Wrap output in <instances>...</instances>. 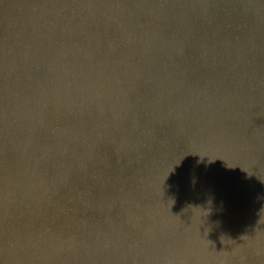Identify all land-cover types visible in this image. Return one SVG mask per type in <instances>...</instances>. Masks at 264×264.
Instances as JSON below:
<instances>
[{
  "label": "water",
  "instance_id": "95a60500",
  "mask_svg": "<svg viewBox=\"0 0 264 264\" xmlns=\"http://www.w3.org/2000/svg\"><path fill=\"white\" fill-rule=\"evenodd\" d=\"M0 264H264V0H0Z\"/></svg>",
  "mask_w": 264,
  "mask_h": 264
}]
</instances>
